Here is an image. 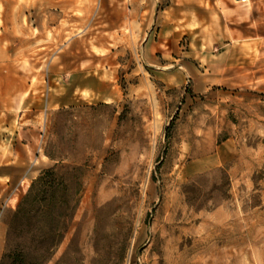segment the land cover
I'll return each instance as SVG.
<instances>
[{"label":"rangeland","instance_id":"obj_1","mask_svg":"<svg viewBox=\"0 0 264 264\" xmlns=\"http://www.w3.org/2000/svg\"><path fill=\"white\" fill-rule=\"evenodd\" d=\"M126 4L0 0V257L64 165L82 190L45 264H264V0Z\"/></svg>","mask_w":264,"mask_h":264},{"label":"trees","instance_id":"obj_2","mask_svg":"<svg viewBox=\"0 0 264 264\" xmlns=\"http://www.w3.org/2000/svg\"><path fill=\"white\" fill-rule=\"evenodd\" d=\"M81 176L80 166L53 165L40 171L7 222L0 264H45L49 260L78 206Z\"/></svg>","mask_w":264,"mask_h":264},{"label":"crops","instance_id":"obj_3","mask_svg":"<svg viewBox=\"0 0 264 264\" xmlns=\"http://www.w3.org/2000/svg\"><path fill=\"white\" fill-rule=\"evenodd\" d=\"M103 3L107 4L108 0H103ZM126 8L127 11L124 14L127 15L128 19L136 18L139 20L137 16H141L140 14L145 11V0H127Z\"/></svg>","mask_w":264,"mask_h":264},{"label":"bare ground","instance_id":"obj_4","mask_svg":"<svg viewBox=\"0 0 264 264\" xmlns=\"http://www.w3.org/2000/svg\"><path fill=\"white\" fill-rule=\"evenodd\" d=\"M242 1V0H241Z\"/></svg>","mask_w":264,"mask_h":264}]
</instances>
